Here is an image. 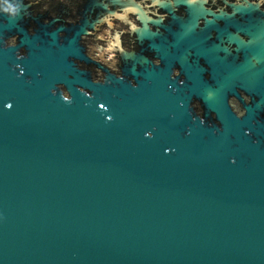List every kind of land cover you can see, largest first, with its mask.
Returning <instances> with one entry per match:
<instances>
[{"label": "water", "instance_id": "water-1", "mask_svg": "<svg viewBox=\"0 0 264 264\" xmlns=\"http://www.w3.org/2000/svg\"><path fill=\"white\" fill-rule=\"evenodd\" d=\"M141 2L0 0V264H264V0Z\"/></svg>", "mask_w": 264, "mask_h": 264}, {"label": "flooded vegetation", "instance_id": "flooded-vegetation-1", "mask_svg": "<svg viewBox=\"0 0 264 264\" xmlns=\"http://www.w3.org/2000/svg\"><path fill=\"white\" fill-rule=\"evenodd\" d=\"M66 3H74L75 0H63ZM210 5L212 4V1H209ZM113 9V8H112ZM161 12V11H159ZM176 13L179 15H184L185 14V8L183 6H178L176 9ZM70 18V17H69ZM68 18V19H69ZM170 17H168V14L166 13L165 20L168 22ZM130 19V16H129ZM135 19V17H132L130 20ZM114 28L109 29V26L104 25L103 29L100 30L99 34L104 38L108 39L111 34H113L115 29H121L124 30V33L121 34V39L123 40V45L124 47H128V27L124 25L122 21H120L117 18H114L112 20ZM214 34V33H213ZM83 38L85 39L88 47V55L94 57L96 60L106 62L109 66L116 67V63L118 61L117 55L112 50H109L104 42L102 43L101 49H98L93 43H89V38L87 35H83ZM84 41V42H85ZM87 49V48H86ZM109 57H113V59H109ZM151 59L156 63L160 64L161 59L160 58H152ZM175 74H180V71L178 69H175Z\"/></svg>", "mask_w": 264, "mask_h": 264}, {"label": "clouds", "instance_id": "clouds-1", "mask_svg": "<svg viewBox=\"0 0 264 264\" xmlns=\"http://www.w3.org/2000/svg\"><path fill=\"white\" fill-rule=\"evenodd\" d=\"M138 2H141V0H138ZM141 6L144 7V4H143L142 2H141ZM109 7L111 8L112 5H109ZM159 7H160V6H159L158 4H156V3H154V2H151V3L148 5V7L145 8V10L149 13L150 16L155 17V18H158V17H160V15H161V13L159 12ZM7 11H10L13 15L16 14V9H15V8L7 9ZM121 14H123V13H121ZM132 17H135V19H132V26H134V27H141V24H140V23H136V21L139 20V17L136 16V13L131 12V13H130V19H131ZM112 19H114V18H113L112 16L109 15L108 20L110 21V20H112ZM111 27H112V25L110 24V25H109V29H111ZM150 27H151L152 29H154V28L156 27V25H155V24H152V25H150ZM130 30H131V28H129V31H130ZM113 49L118 50V48H117V46H116V41H115L114 38H113V42H112V44L109 45V50H113ZM109 59H113V57H109ZM63 99H64V100H69L70 97H69L68 95H65V96H63Z\"/></svg>", "mask_w": 264, "mask_h": 264}]
</instances>
